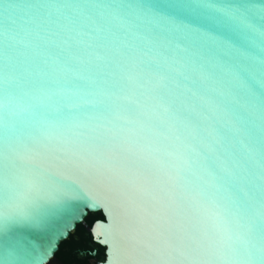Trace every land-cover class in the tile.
<instances>
[{
  "label": "snow or ice",
  "instance_id": "snow-or-ice-1",
  "mask_svg": "<svg viewBox=\"0 0 264 264\" xmlns=\"http://www.w3.org/2000/svg\"><path fill=\"white\" fill-rule=\"evenodd\" d=\"M101 199L108 264H264V0L0 5V264Z\"/></svg>",
  "mask_w": 264,
  "mask_h": 264
},
{
  "label": "water",
  "instance_id": "water-1",
  "mask_svg": "<svg viewBox=\"0 0 264 264\" xmlns=\"http://www.w3.org/2000/svg\"><path fill=\"white\" fill-rule=\"evenodd\" d=\"M6 0H0V5ZM98 204L99 206H95ZM100 213L103 221H95L88 228L93 242L104 249V261L99 264H108L111 256L110 242L114 236L113 217L110 215L103 199L95 202L80 201L68 211L58 214L43 230L22 229V234L28 242L35 245L38 251H44V264H50L59 250L60 245L67 241L78 225H82L86 218Z\"/></svg>",
  "mask_w": 264,
  "mask_h": 264
},
{
  "label": "trees",
  "instance_id": "trees-1",
  "mask_svg": "<svg viewBox=\"0 0 264 264\" xmlns=\"http://www.w3.org/2000/svg\"><path fill=\"white\" fill-rule=\"evenodd\" d=\"M97 220H104L100 213L89 216L82 225H78L69 239L60 245L54 260L61 264H90L91 260L103 262L104 249L93 242L88 230Z\"/></svg>",
  "mask_w": 264,
  "mask_h": 264
},
{
  "label": "rangeland",
  "instance_id": "rangeland-1",
  "mask_svg": "<svg viewBox=\"0 0 264 264\" xmlns=\"http://www.w3.org/2000/svg\"><path fill=\"white\" fill-rule=\"evenodd\" d=\"M50 264H57V262L55 260H53ZM90 264H95V262L91 261Z\"/></svg>",
  "mask_w": 264,
  "mask_h": 264
},
{
  "label": "flooded vegetation",
  "instance_id": "flooded-vegetation-1",
  "mask_svg": "<svg viewBox=\"0 0 264 264\" xmlns=\"http://www.w3.org/2000/svg\"><path fill=\"white\" fill-rule=\"evenodd\" d=\"M94 255V254H93ZM83 256V255H82ZM56 261V260H55ZM91 261H93V260H91ZM90 261V262H91ZM57 262V264H61L59 261H56ZM95 264H99L98 262L97 263H95Z\"/></svg>",
  "mask_w": 264,
  "mask_h": 264
}]
</instances>
